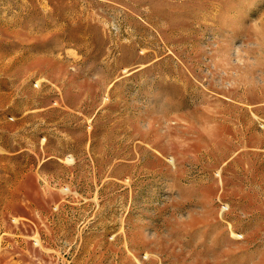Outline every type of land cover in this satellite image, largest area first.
Masks as SVG:
<instances>
[{"label": "rangeland", "instance_id": "rangeland-1", "mask_svg": "<svg viewBox=\"0 0 264 264\" xmlns=\"http://www.w3.org/2000/svg\"><path fill=\"white\" fill-rule=\"evenodd\" d=\"M0 264H264V0H0Z\"/></svg>", "mask_w": 264, "mask_h": 264}]
</instances>
